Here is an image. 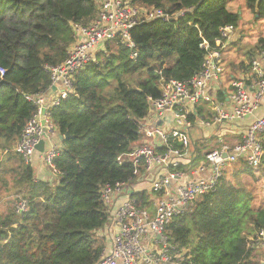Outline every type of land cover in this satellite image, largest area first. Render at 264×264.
I'll return each instance as SVG.
<instances>
[{
	"label": "trees",
	"instance_id": "16d2710c",
	"mask_svg": "<svg viewBox=\"0 0 264 264\" xmlns=\"http://www.w3.org/2000/svg\"><path fill=\"white\" fill-rule=\"evenodd\" d=\"M131 1L184 15L136 25L130 34L137 58L117 38L74 74V93L49 109L57 132L70 138L60 140L55 178L44 180L15 146L37 110L34 97L51 89L50 68L66 59L75 41L74 25L96 19L97 0H0V175H9L4 185L16 202L0 214V264L98 263L106 247L98 231L109 220L103 188L134 179L133 165L118 157L140 142L141 122L162 96L161 82L191 80L202 70L204 44L218 48L221 28H236L240 18L229 0ZM245 2L264 18V0ZM258 49L264 50L263 37L247 53L248 64H231L229 78L250 69ZM218 98L225 100L223 90ZM205 109L199 106V113ZM209 150L195 141L192 164L205 162ZM243 176L264 184V155L259 175L245 159L226 164L215 190L167 226L178 264L263 263L264 250L254 243L264 229V189L257 193ZM135 196L151 204L145 194Z\"/></svg>",
	"mask_w": 264,
	"mask_h": 264
},
{
	"label": "built area",
	"instance_id": "2783aa9c",
	"mask_svg": "<svg viewBox=\"0 0 264 264\" xmlns=\"http://www.w3.org/2000/svg\"><path fill=\"white\" fill-rule=\"evenodd\" d=\"M97 9V17L92 22L74 25L75 41L68 48L66 59L50 68L51 89L55 87L57 96L46 100L42 93L33 99L37 110L15 146L26 163H32L40 140L49 133L53 135L54 124L49 109L59 106L74 93V74L96 61L97 53L105 43L120 38L132 51L131 58L135 59L138 53L134 51L130 31L136 25L157 19L171 22L184 15V12L170 14L161 8L138 6L131 0H97ZM235 29L232 25L221 28V37L216 41L218 48L211 49L204 44L207 54L202 70L191 80L166 82L163 79L161 82L162 96L152 101L149 113L153 111L164 124L153 122L144 129L141 124L144 141L118 157L120 163L133 165L134 179L153 169L159 171L145 194L151 204L143 205L140 198L134 196L131 184L134 179L103 188L102 197L109 211L117 196L125 195L126 200L112 216V222L117 226L112 247L109 252H104L97 264H178L176 258L179 255L170 252L171 243L165 234L171 221L191 212L202 195L215 190L226 164L245 159L254 172L260 174L264 155V138L261 137L264 115L243 130L239 143L231 142L230 136L224 134L218 137L219 146L205 154V163L190 167L188 171L182 165L190 163L195 155L188 141V135L195 127L231 131L238 127L236 123L252 117L264 100V50L252 57L249 72L231 80L228 103L226 97L220 100L215 95L214 88L221 84L225 71L223 49ZM203 105L212 106L200 114L199 106ZM193 115L194 119L191 118ZM58 151L54 147L45 153V160L51 166ZM25 209V203L20 202L18 210ZM254 244L264 250V229L258 232Z\"/></svg>",
	"mask_w": 264,
	"mask_h": 264
},
{
	"label": "crops",
	"instance_id": "0c3cea01",
	"mask_svg": "<svg viewBox=\"0 0 264 264\" xmlns=\"http://www.w3.org/2000/svg\"><path fill=\"white\" fill-rule=\"evenodd\" d=\"M236 31V29H235ZM237 34L238 32L236 31V33L234 32L231 39L229 40L228 44L225 46V48L223 49V66H224V73L222 74V82L220 85H217L214 89H215V95H217L218 98V92L220 90H223L225 93V97H226V102L228 103V94L230 92V82L232 80V78H229L228 73L232 71L231 69V64L234 63L237 66V63L241 62L242 60L246 61V64H248V60L246 59L245 53L243 51L239 50V45H240V37L237 38ZM259 41V40H258ZM258 41L256 43V46L258 45ZM254 53H259V50H257ZM253 53V54H254ZM252 54V55H253ZM255 55V54H254ZM253 55V56H254ZM249 68L247 67L245 71H240L239 69H237V75L238 77H241L243 75H245L247 73V70ZM234 79V78H233ZM57 96V90L55 89V87H52V89L49 91L45 92V99L46 100H52ZM230 104V103H229ZM231 105V104H230ZM212 105L209 106H205L207 109L211 108ZM206 114V113H205ZM264 115V100L262 101L260 107L258 108V110L255 112V114L244 120V121H239L238 123H236L238 125V127L231 129V131L234 132V135L230 136V141L231 142H236L239 143V141L241 140V135L243 133V130H245L247 128V126L254 121L257 117H261ZM159 123V124H164L163 119L162 118H158L157 116H154L153 111L151 112V114L149 113L148 116H146L143 121L141 122L143 129L153 123ZM142 130V129H141ZM229 130V129H227ZM216 130H209V134L213 135L215 133ZM144 132V131H143ZM141 133V140L140 142L136 143L133 147L141 144L144 141V133ZM58 132H55L53 135L49 133L47 138L48 143L46 145V149L45 152L41 153L40 151L36 150L33 156V161H32V165L35 167V171H36V177L39 179H54L55 178V173H54V169L53 166H51L49 163L46 162L45 160V153L49 150H51L52 148L56 147V148H60L61 147V142L60 139L58 138ZM224 134L226 135V132H224ZM224 134H222L219 137L224 136ZM50 136V137H49ZM227 136V135H226ZM261 137L264 138V134H261ZM219 146V145H218ZM215 147H210V150L213 149ZM192 161V160H191ZM202 162L199 161V165L202 164ZM205 163V162H204ZM196 164V165H198ZM184 167L183 169L185 171H188V169H190V167L194 168L195 165L192 164V162L190 163H185L182 164ZM159 174V171L157 169H153L148 173H142L141 175H139L138 177H136L133 180L132 184V188L133 191L132 193L134 194V196L136 194H146L147 190L149 191V188L151 186V180L156 177ZM143 190V192H142ZM126 200V196L125 195H121V196H117L114 200V203L112 205V207L110 208L109 211V220L106 223V225L104 227H102L101 229H99L98 234L99 236H101L105 242H106V247H105V251L109 252L111 247H112V241H113V237L115 235V233L117 232V226L116 224H113L112 222V216L115 214L116 209ZM104 251V252H105Z\"/></svg>",
	"mask_w": 264,
	"mask_h": 264
},
{
	"label": "rangeland",
	"instance_id": "374dc122",
	"mask_svg": "<svg viewBox=\"0 0 264 264\" xmlns=\"http://www.w3.org/2000/svg\"><path fill=\"white\" fill-rule=\"evenodd\" d=\"M229 8L233 11H237L240 14L239 21L236 26V31L238 32L237 38L240 37L239 50L245 53L247 58V53L252 49L256 48L257 41L263 37L264 38V18H259L252 10H250L245 0H229ZM235 31V33H236ZM259 52L263 49H258ZM55 132H57V127L53 126ZM209 130L205 128L195 127L191 135H188V141L192 145V151L195 152V141L199 143H205L207 147H217L218 137L224 134L223 129H218L213 135L207 133ZM227 136L234 135V132L227 130ZM0 214L5 213L12 204H16L14 201V191L10 190V187L5 186L4 183L9 180V175L4 172L0 175ZM247 184L255 188L258 193V188L260 190L264 189V184L260 181H252L249 176H243ZM260 199H264V193L261 195ZM14 201V203H13ZM13 207V206H12Z\"/></svg>",
	"mask_w": 264,
	"mask_h": 264
},
{
	"label": "water",
	"instance_id": "95a60500",
	"mask_svg": "<svg viewBox=\"0 0 264 264\" xmlns=\"http://www.w3.org/2000/svg\"><path fill=\"white\" fill-rule=\"evenodd\" d=\"M42 123L45 125V120H43ZM44 131H45V133H46V128H44ZM52 133H53V134L55 133L54 129H52ZM45 136H46V134H45ZM57 136H58V138H59L61 141L64 140V139H68V138H70V135H69L68 133H67L65 136L60 135V134H58ZM47 143H48L47 138H43V139H41L40 142H39V144L36 146V149H37L38 151H40L41 153L45 152V149H46V145H47ZM224 156L226 157V154H224ZM160 237H161V236H159V238H160Z\"/></svg>",
	"mask_w": 264,
	"mask_h": 264
}]
</instances>
